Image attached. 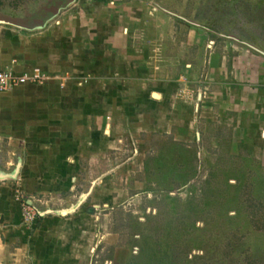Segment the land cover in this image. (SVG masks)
Instances as JSON below:
<instances>
[{"label": "crops", "instance_id": "crops-1", "mask_svg": "<svg viewBox=\"0 0 264 264\" xmlns=\"http://www.w3.org/2000/svg\"><path fill=\"white\" fill-rule=\"evenodd\" d=\"M179 2L76 0L39 31L0 25V69L48 77L0 92V264H140L118 226L168 173L155 143L264 161V57L163 10L188 17Z\"/></svg>", "mask_w": 264, "mask_h": 264}, {"label": "rangeland", "instance_id": "rangeland-1", "mask_svg": "<svg viewBox=\"0 0 264 264\" xmlns=\"http://www.w3.org/2000/svg\"><path fill=\"white\" fill-rule=\"evenodd\" d=\"M66 1L0 0V11L48 17ZM178 1L186 18L264 50V0ZM238 149L239 156L215 152L208 164L194 148L158 142L146 151L168 173L151 179L150 195L137 200L144 207L124 211L129 227L118 224L140 264H264V161L260 148L256 162L242 160L247 155ZM162 154L172 161L158 162Z\"/></svg>", "mask_w": 264, "mask_h": 264}, {"label": "water", "instance_id": "water-1", "mask_svg": "<svg viewBox=\"0 0 264 264\" xmlns=\"http://www.w3.org/2000/svg\"><path fill=\"white\" fill-rule=\"evenodd\" d=\"M76 2V0H68L66 1L62 6H58L56 9H54L52 11V13L50 15H47L48 17H43L42 15L39 16L38 18L35 16V14H27V17H25V13L24 12H17V13H12L10 11H4L1 12L0 11V25H6V26H10L25 32H34V31H39L42 30L46 27V25L48 23H50L51 21H53L61 11L67 9L68 7H70L71 5H73ZM165 12L171 14L174 17L179 18L180 20L188 23V24H192L195 26H198L199 23L197 21L179 16L177 14H174L166 9H163ZM232 39L235 42L246 46L254 51H256L257 53H259L261 56L264 57V50L258 48L257 46H252L249 43L240 41L237 38H232V37H228V39ZM20 162H17L14 170L11 172V174H9V177L11 179H15L17 174H18V170L20 167ZM87 193L82 194L75 203H69L68 206L66 208H61L58 210H50L49 208H46L45 211L43 212L45 215L47 214H56L59 216H66L71 214L72 212H74L78 206L86 199L87 197ZM30 205H32V201L28 202Z\"/></svg>", "mask_w": 264, "mask_h": 264}, {"label": "built area", "instance_id": "built-area-1", "mask_svg": "<svg viewBox=\"0 0 264 264\" xmlns=\"http://www.w3.org/2000/svg\"><path fill=\"white\" fill-rule=\"evenodd\" d=\"M47 79L46 74L38 68H33L22 74H14L10 70L0 69V92L10 93L25 84L43 85ZM29 201L32 200L20 199L21 214L28 224H34L38 220V213L33 203L30 205Z\"/></svg>", "mask_w": 264, "mask_h": 264}]
</instances>
